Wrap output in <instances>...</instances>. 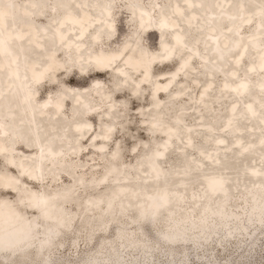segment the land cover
<instances>
[{"label":"clouds","instance_id":"clouds-1","mask_svg":"<svg viewBox=\"0 0 264 264\" xmlns=\"http://www.w3.org/2000/svg\"><path fill=\"white\" fill-rule=\"evenodd\" d=\"M0 264H264V0H0Z\"/></svg>","mask_w":264,"mask_h":264},{"label":"rangeland","instance_id":"rangeland-1","mask_svg":"<svg viewBox=\"0 0 264 264\" xmlns=\"http://www.w3.org/2000/svg\"><path fill=\"white\" fill-rule=\"evenodd\" d=\"M17 150L22 152V153H24L25 155L33 154L32 150L25 148L23 145H18L17 146ZM9 172H11L13 175H15L16 174V169L15 168H9ZM65 181H66V178H65ZM25 183H31V181H28L27 179H25ZM9 194L11 195V193H9Z\"/></svg>","mask_w":264,"mask_h":264}]
</instances>
